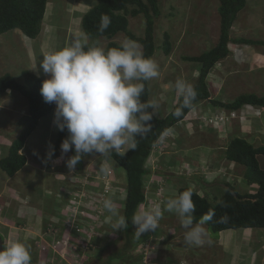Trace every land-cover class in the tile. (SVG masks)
I'll return each mask as SVG.
<instances>
[{
  "label": "rangeland",
  "instance_id": "374dc122",
  "mask_svg": "<svg viewBox=\"0 0 264 264\" xmlns=\"http://www.w3.org/2000/svg\"><path fill=\"white\" fill-rule=\"evenodd\" d=\"M86 1L50 0L43 29L52 21L59 22V27L49 29V32L43 30V40L40 38L38 44V39L32 41L19 30L0 36V78L10 74L18 83L24 84L26 71L42 77V70L37 69L44 52L49 50L54 39L66 37V29L61 27L64 11L71 9L75 2H80L85 14L93 5L90 0L87 5ZM219 4V0H159L161 16L155 21L156 52L152 58L158 65L159 75L149 81L150 101L158 104L156 116L165 117L177 103L180 95L175 89V82L178 79L192 85L196 83L197 64L185 61L184 57L198 56L218 43ZM66 22L64 20L63 23ZM145 27L144 15L129 17V30L136 36H144ZM165 32L171 36L172 52L169 55L162 48ZM230 33L232 38L264 41V0H247ZM125 38L127 36L120 33L112 40L102 38L94 43L105 49L109 42L121 44ZM88 42H92L91 39ZM230 47L233 49L230 55L219 62L207 78L213 99L228 103L242 94L254 93L264 97V46L231 43ZM257 109L244 107L236 112V118L225 131L211 127L208 122H201V113H207L205 109L202 111L199 106L192 109L187 118L188 126L179 125L165 134L160 148L150 157L147 165L150 175L145 179L147 200L140 211L150 210L157 204L163 209L165 203L176 197L179 188L185 185L194 187L201 196L212 195L217 199L223 195L227 184H232L241 193H255L256 185L244 179L245 167L228 161L225 153L230 141L236 137L246 139L255 147L264 146V135L259 133L264 129V114ZM211 111L208 109L209 113ZM218 111L228 112L224 109ZM27 114L28 102L20 93L9 90L0 96V159L8 154L11 143L19 136L21 128L18 122ZM41 121L21 151L27 157L23 169L13 177L0 169V234L6 239V247L17 241L32 242L27 240L30 239L27 231L31 227L26 224L28 218H20V206L24 207L23 211L34 208L46 215L45 218L39 212L38 220L36 218L31 229L44 233L51 229L50 215L60 218L53 225L61 231L67 218L63 212L61 214L65 219L60 216V211L70 204L73 215L86 213V221L91 223L88 226L90 232L85 234L90 235V244L81 248L86 264H228L234 256L238 264V254H242L244 245L251 241L252 247H256L254 253L258 263L264 264V229H254V237L250 240L247 235L239 238L241 231L236 230L213 233L204 222V242L199 246H188L184 243L185 229L181 227L178 216L166 211L155 231L142 234V241L137 246L129 247L127 252L122 253L124 230H115L113 225L117 218L103 208V201L107 196H113L117 212L122 216L126 182L119 173L124 172L111 157L104 159L99 154L85 156L70 171L65 161L74 155V151L61 159L60 131L54 124L49 130L45 129V120ZM56 146L58 157L53 159L49 153ZM259 162L264 169V156H259ZM8 188L14 192V198L10 200L6 198ZM5 218L11 219L10 222ZM75 224L81 225L76 219ZM133 229L135 232V225ZM158 232L161 234L158 235ZM33 255H43V252L37 249ZM55 258L57 256L51 254L48 259L53 263L47 259L46 264H62V261L67 264L62 259L57 263ZM249 258L248 264L253 257Z\"/></svg>",
  "mask_w": 264,
  "mask_h": 264
},
{
  "label": "trees",
  "instance_id": "16d2710c",
  "mask_svg": "<svg viewBox=\"0 0 264 264\" xmlns=\"http://www.w3.org/2000/svg\"><path fill=\"white\" fill-rule=\"evenodd\" d=\"M49 0H0V36L5 33L19 30L23 35L31 40L37 39L42 31L47 3ZM97 4L82 17V29L85 35L92 42L89 47L98 46L94 41L102 38L112 40L118 34L123 33L127 38L136 40L142 46L145 57L153 58L156 52L155 41V21L161 16L159 0H96ZM218 12L220 15V36L218 43L210 50L198 56H186L185 61L197 64L198 79L193 85L197 96L190 108H182L181 115L174 113L182 106L180 96L172 110L165 117H158L156 114L152 124V131L144 137H137L136 148L126 152H113L111 159L122 169L124 173L117 172L126 182L125 200L122 206V216L128 220V227L124 230L125 243L121 252H127V248L137 246L142 238L137 237L134 232V225L131 220L143 204L146 198L145 179L150 175V168L147 166L150 157L155 150L160 147V141L165 133L172 129H177L185 121L194 107L214 110L224 109L226 111H239L244 107L259 108L264 111V97L257 94H242L231 102H222L213 99L209 89L207 78L215 66L225 60L231 52V43L243 45H262L264 41H252L245 38H232L231 29L238 18L239 13L246 7L247 0H219ZM107 15L111 23L103 32L98 29L101 24V17ZM144 15L146 27L144 36H136L129 30V17ZM120 44L109 42L107 47H118ZM163 51L166 55L172 52L171 36L164 33ZM43 79L29 72H24V84L18 83L10 74L0 78V96L7 91L20 93L28 102V114L23 116L18 124L21 128L19 136L11 143L8 154L0 159V169L9 177L15 176L27 164V157L21 153L28 138L33 134L39 125V121L50 115L55 104L45 103L40 94ZM145 84V92L142 100L150 101L149 81ZM151 111V110H150ZM212 113V111L210 112ZM67 131L59 133L58 142L61 143L67 135ZM58 146L55 147L53 159H56ZM264 156V146L255 147L244 138L236 137L227 146L226 159L239 164L246 169L244 173L245 181L256 185L255 193H241L232 184L226 185V190L220 198L215 196H201L194 187L189 185L179 188L178 193L186 190L192 192V201L195 205V221L199 223L207 215L214 213L210 220H206L208 230L213 233H221L229 230L243 231L246 229H264V169L260 166L259 156ZM164 177V176H163ZM95 188V187H93ZM109 196H107L108 198ZM113 199V196L109 197ZM114 201V200H113ZM82 222L80 225L84 232H89L87 216L80 215ZM86 218V219H85ZM60 219V218H58ZM51 229L56 225L51 223ZM58 228V227H57ZM47 230V229H44ZM160 231V230H159ZM46 232V231H45ZM85 232V234H86ZM67 234L63 226L58 237H65ZM161 234L160 232L157 233ZM31 244L32 264H46V258L51 256V252H43V255H33L35 250H40L38 244L42 242L40 236H33L29 239ZM37 248V249H36ZM56 261L61 259L56 255ZM82 261L81 264L84 263ZM62 264L63 261H62Z\"/></svg>",
  "mask_w": 264,
  "mask_h": 264
},
{
  "label": "clouds",
  "instance_id": "9594fccd",
  "mask_svg": "<svg viewBox=\"0 0 264 264\" xmlns=\"http://www.w3.org/2000/svg\"><path fill=\"white\" fill-rule=\"evenodd\" d=\"M110 23L107 15L102 16L98 31L103 33ZM141 47L136 40L129 38H125L118 47L107 50L99 46L89 47L86 36L81 34L67 46L43 55L37 71L42 70L48 78L43 80L40 94L45 103L56 106L53 120L56 128L68 133L60 145V152L63 159L74 151V155L65 161L70 171L90 154L108 159L125 145L134 150L137 137L142 138L152 131L150 121L157 114L158 104L142 100L145 92L143 82L158 77L159 71L157 63L145 57ZM175 89L182 97V106L174 113L179 117L182 108L193 105L197 92L183 79L175 82ZM204 111L209 116L223 113L218 109L212 113ZM239 111H228L224 115ZM54 152L53 148L49 156ZM103 208L117 218L113 225L115 230L127 229L128 220L118 214L111 198L103 201ZM165 211L178 216L181 227L185 229L186 245L199 246L204 242L206 233L202 224L214 213L197 223L190 190L169 199L163 209L157 204L150 210L134 213L131 222L136 226V236L155 231ZM4 247L0 251V264H32L30 245L17 241L8 247L4 242Z\"/></svg>",
  "mask_w": 264,
  "mask_h": 264
},
{
  "label": "crops",
  "instance_id": "0c3cea01",
  "mask_svg": "<svg viewBox=\"0 0 264 264\" xmlns=\"http://www.w3.org/2000/svg\"><path fill=\"white\" fill-rule=\"evenodd\" d=\"M87 3L89 2L88 0L86 1ZM90 2H92L93 3V5H92V7L91 8H93L96 4V2L93 0H90ZM49 3H50V0L48 1V3H47V9H48V7H49ZM75 5H73L72 7H71V9H69V8H67V10H65L64 11V17H62V20H61V27H62V29H66V37L65 38H61V39H54L53 41H52V43L50 44V46H49V50L47 51V52H44L45 54H47V53H49V52H53V51H57V50H59V49H61V48H63V47H65V46H67L70 42H71V40L74 38V37H77V36H80L81 34H84L85 35V33H84V31H83V29H82V26H81V23H82V17H83V12H82V9H83V3H80V2H75L74 3ZM76 5L78 6V7H76ZM87 5H89V3L87 4ZM86 5V6H87ZM57 8V7H56ZM90 8V9H91ZM89 9V10H90ZM60 10V9H59ZM69 10V11H68ZM59 12V11H58ZM86 13V12H85ZM46 14H47V10H46ZM46 14H45V17H46ZM44 20H45V18H44ZM64 20H66L67 22L66 23H63L64 22ZM43 27H44V21H43V26H42V31H41V34H42V32H43V30L44 31H47V32H49V29L50 30H56L58 27H59V22H55V21H52V24L51 25H48L47 27H46V29H43ZM68 28H70V31L68 30ZM72 28H74V30H72ZM41 34H40V36L37 38L38 39V41H37V44L39 43V39L41 38H43V36H41ZM45 35H47V34H45ZM86 36V35H85ZM86 38H87V44H89V38L86 36ZM37 39H35V40H32V41H36ZM43 40V39H42ZM50 40V39H49ZM41 46H42V44H40ZM45 51V50H44ZM43 74V73H42ZM41 79H47L48 77L46 76L45 77V75L43 74L42 75V77H40ZM56 107V106H55ZM260 113L261 112H263L262 114H264V111H262V110H259V109H257ZM54 112H55V110H54ZM54 112L53 113H51L50 115H48V116H46L45 118H42L41 120V122H43V120H45L44 122H45V129H46V127H47V129L49 130L50 128H51V126H53V120H54ZM262 114H260V115H262ZM167 115V114H166ZM48 118H49V121L47 122V120H48ZM261 124V123H260ZM259 124V125H260ZM43 126V125H42ZM259 133L261 134V135H264V129H261V130H259ZM263 133V134H262ZM124 149H126L125 151H128L129 149H130V145H125L121 150H124ZM231 163H234V162H231ZM245 171H246V169H245ZM246 173V172H245ZM244 179H245V177H244ZM254 185V184H253ZM5 193V192H4ZM3 193V194H4ZM7 193V192H6ZM7 195H8V197H6V198H8L9 200L10 199H12V198H14L13 197V195H14V192H12V190L10 189V188H8V193H7ZM3 196V195H2ZM1 196V197H2ZM5 198V197H4ZM28 204V203H27ZM36 205V208H37V204H35ZM23 208L24 207H22V206H20V208H19V210H18V212H19V216H20V218H24V219H26V218H28V220H27V222H26V224L28 225V226H30L31 228L27 231V236H29V238L31 239V238H33V236L35 237H37V236H39V235H41L42 233H43V231L42 230H39V231H36V232H33V231H31V229H32V226H33V224L35 223V221H37L38 220V213L40 212L41 214L43 213L42 211H39V210H37V209H35L34 210V208H31V209H29L28 210V212H27V210L26 211H23ZM63 210H64V207L61 209V211H60V216H61V213L63 212ZM25 212V213H24ZM43 216L46 218V215L43 213ZM58 217V216H57ZM9 218V217H8ZM36 218H37V220H36ZM5 221H8V222H10V220L11 219H4ZM60 221V219H58V218H55L54 217V215H50V217H49V222H51V223H56V222H59ZM10 224V223H9ZM16 225V224H15ZM15 225H9V227L10 228H16L15 227ZM5 227H7V226H5ZM43 227H40L39 229H42ZM246 230H249V231H245V230H243V231H241V232H239V230H236V232H239V238H241V237H243V236H249V237H251V238H249L250 240H252L253 239V237H254V234H253V232H254V229H246ZM252 230V231H251ZM223 233V232H222ZM1 235V234H0ZM2 236V235H1ZM3 237V236H2ZM4 239V238H3ZM4 240H6V239H4ZM27 240H29V239H27ZM242 241V240H241ZM248 241V240H247ZM6 243V242H5ZM24 243V242H23ZM246 243V242H245ZM27 244V243H26ZM244 244V243H243ZM253 246V242L251 241L250 243H246L245 245H244V248H243V250H242V254H241V252L238 254L239 255V257H240V259H239V263L238 264H248V261L247 260H249L250 258L249 257H253V258H251V263L250 264H260V263H258V261H257V254H255L254 252H255V250H256V247H252ZM49 257V256H48ZM48 257L46 258V260L48 259ZM257 257V258H256ZM227 264V263H226ZM228 264H236V256H234V259H230V262H228Z\"/></svg>",
  "mask_w": 264,
  "mask_h": 264
},
{
  "label": "built area",
  "instance_id": "2783aa9c",
  "mask_svg": "<svg viewBox=\"0 0 264 264\" xmlns=\"http://www.w3.org/2000/svg\"><path fill=\"white\" fill-rule=\"evenodd\" d=\"M201 115L202 123L208 122L211 127L213 126V128L217 130L223 129V131H225L227 129V125L229 126L231 121L236 118V112H231L229 115H224V113L212 116L201 113ZM183 123H185L186 127L189 122L185 119ZM73 211L74 210L71 208L70 204L63 210V213H66L65 217L67 218L65 225L63 224L67 232L65 237H58V234L60 235V229L54 227L39 235L42 242L37 246L41 252H51L53 255H59V258L65 260L67 264H81L82 261L85 260V254L81 252V248L87 247V245L90 244L91 238L89 234L85 235L86 231L84 232L80 225L75 224V219L81 222L82 220L80 216L73 215ZM85 214L86 213H82V215ZM62 216L64 218V215ZM71 218L75 219L69 220ZM49 259L48 261L52 262ZM48 261L46 260V262Z\"/></svg>",
  "mask_w": 264,
  "mask_h": 264
},
{
  "label": "water",
  "instance_id": "95a60500",
  "mask_svg": "<svg viewBox=\"0 0 264 264\" xmlns=\"http://www.w3.org/2000/svg\"><path fill=\"white\" fill-rule=\"evenodd\" d=\"M4 248H5V247H4V239H3V237L0 235V251H3Z\"/></svg>",
  "mask_w": 264,
  "mask_h": 264
}]
</instances>
